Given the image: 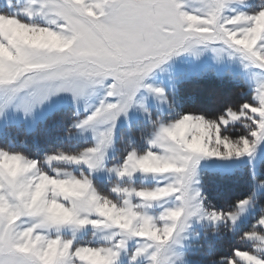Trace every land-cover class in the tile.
Masks as SVG:
<instances>
[{"label":"snow or ice","instance_id":"snow-or-ice-1","mask_svg":"<svg viewBox=\"0 0 264 264\" xmlns=\"http://www.w3.org/2000/svg\"><path fill=\"white\" fill-rule=\"evenodd\" d=\"M0 264H264V0H0Z\"/></svg>","mask_w":264,"mask_h":264},{"label":"trees","instance_id":"trees-1","mask_svg":"<svg viewBox=\"0 0 264 264\" xmlns=\"http://www.w3.org/2000/svg\"><path fill=\"white\" fill-rule=\"evenodd\" d=\"M243 192V181H238L231 186H229L227 189L223 190L222 194L227 197H236L241 195Z\"/></svg>","mask_w":264,"mask_h":264}]
</instances>
